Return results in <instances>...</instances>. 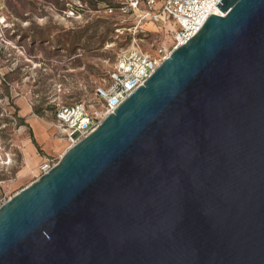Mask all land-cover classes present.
Returning <instances> with one entry per match:
<instances>
[{
  "label": "water",
  "instance_id": "1",
  "mask_svg": "<svg viewBox=\"0 0 264 264\" xmlns=\"http://www.w3.org/2000/svg\"><path fill=\"white\" fill-rule=\"evenodd\" d=\"M217 7L0 207V264H264V0Z\"/></svg>",
  "mask_w": 264,
  "mask_h": 264
},
{
  "label": "rangeland",
  "instance_id": "2",
  "mask_svg": "<svg viewBox=\"0 0 264 264\" xmlns=\"http://www.w3.org/2000/svg\"><path fill=\"white\" fill-rule=\"evenodd\" d=\"M118 1L0 0V199L34 183L72 147L59 129L60 106L105 113L96 91L111 83L122 51L163 58L174 50L173 22L122 15Z\"/></svg>",
  "mask_w": 264,
  "mask_h": 264
},
{
  "label": "built area",
  "instance_id": "3",
  "mask_svg": "<svg viewBox=\"0 0 264 264\" xmlns=\"http://www.w3.org/2000/svg\"><path fill=\"white\" fill-rule=\"evenodd\" d=\"M120 1V2H119ZM122 15L136 14L141 21L155 23L171 21L177 28L174 49L186 44L203 27L211 15H222L217 7L221 0H119ZM162 7L158 9V4ZM141 7L143 10H141ZM114 9L111 7L110 12ZM220 11V12H219ZM153 58L136 48L122 51L116 60L108 87L98 88L96 96L104 103L105 113L99 115L89 110L86 104L62 105L57 109L59 129L69 134L72 146L91 135L103 119L113 114L140 86L145 83L167 58ZM52 166L41 168L43 175ZM6 200L0 199V207Z\"/></svg>",
  "mask_w": 264,
  "mask_h": 264
},
{
  "label": "trees",
  "instance_id": "4",
  "mask_svg": "<svg viewBox=\"0 0 264 264\" xmlns=\"http://www.w3.org/2000/svg\"><path fill=\"white\" fill-rule=\"evenodd\" d=\"M33 142H34V144H36L37 145V142H36V140H35V138L33 137ZM38 146V145H37Z\"/></svg>",
  "mask_w": 264,
  "mask_h": 264
},
{
  "label": "bare ground",
  "instance_id": "5",
  "mask_svg": "<svg viewBox=\"0 0 264 264\" xmlns=\"http://www.w3.org/2000/svg\"><path fill=\"white\" fill-rule=\"evenodd\" d=\"M220 12V11H219ZM170 55V54H169Z\"/></svg>",
  "mask_w": 264,
  "mask_h": 264
}]
</instances>
